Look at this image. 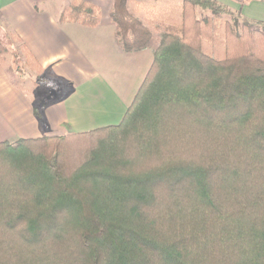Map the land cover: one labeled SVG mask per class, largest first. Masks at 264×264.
Here are the masks:
<instances>
[{"label": "trees", "instance_id": "16d2710c", "mask_svg": "<svg viewBox=\"0 0 264 264\" xmlns=\"http://www.w3.org/2000/svg\"><path fill=\"white\" fill-rule=\"evenodd\" d=\"M110 16L126 51L161 34L152 62L120 122L0 141V264H264V19L218 0ZM60 19L96 26L101 8Z\"/></svg>", "mask_w": 264, "mask_h": 264}, {"label": "crops", "instance_id": "0c3cea01", "mask_svg": "<svg viewBox=\"0 0 264 264\" xmlns=\"http://www.w3.org/2000/svg\"><path fill=\"white\" fill-rule=\"evenodd\" d=\"M70 1L0 0V28L8 27L24 42L41 72L71 85L62 98L37 104L0 62V141L116 124L148 70L150 49L126 51L120 44L110 16L112 1L86 0L101 8L96 26L62 21ZM236 1L242 2L232 0L231 7L236 8ZM248 1L262 3L264 9V0Z\"/></svg>", "mask_w": 264, "mask_h": 264}, {"label": "rangeland", "instance_id": "374dc122", "mask_svg": "<svg viewBox=\"0 0 264 264\" xmlns=\"http://www.w3.org/2000/svg\"><path fill=\"white\" fill-rule=\"evenodd\" d=\"M109 2L113 0H108ZM155 1L158 3H165L168 0H144ZM223 5L236 10L250 18L264 19L263 4L251 1H236V8L231 7L232 0H218ZM132 3L129 4L131 9ZM209 13V10L197 9V14L200 16ZM12 32L6 28H0V39L8 46L7 57V69L9 73L14 76L19 85L25 88V90L33 96L37 101V104L48 102L62 98L70 90L71 85L68 81L55 78L50 72H36L24 64L23 53L21 48V42L12 37ZM161 34L159 32H153V38L148 49L153 52V49L158 45ZM100 149H88L83 152L84 158L88 159L89 164H96L101 159ZM82 154V153H81Z\"/></svg>", "mask_w": 264, "mask_h": 264}]
</instances>
